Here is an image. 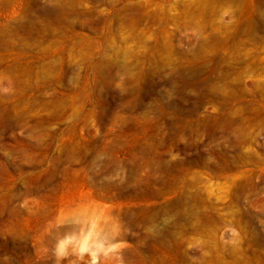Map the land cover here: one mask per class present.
Instances as JSON below:
<instances>
[{
    "label": "rangeland",
    "instance_id": "374dc122",
    "mask_svg": "<svg viewBox=\"0 0 264 264\" xmlns=\"http://www.w3.org/2000/svg\"><path fill=\"white\" fill-rule=\"evenodd\" d=\"M36 96L58 188L0 170V264H264V0H0V110Z\"/></svg>",
    "mask_w": 264,
    "mask_h": 264
},
{
    "label": "bare ground",
    "instance_id": "6f19581e",
    "mask_svg": "<svg viewBox=\"0 0 264 264\" xmlns=\"http://www.w3.org/2000/svg\"><path fill=\"white\" fill-rule=\"evenodd\" d=\"M121 69L126 70L127 74L132 77L133 73L131 74L128 68L123 67ZM27 94L30 95L31 93ZM30 98L31 97H28V105L22 106L20 109L16 108L14 105H9L5 109L0 110V170L4 171L6 175L12 176L13 173L12 175L10 174V168L17 171L23 169V164L12 159V155L23 160H28V163H35L33 165L38 168L36 172L22 175L24 189L27 193H38L44 196L47 192H53L58 188V169L62 161L59 155L48 156L46 154L47 147H45L44 144L50 133L47 127L41 123V118L30 116L29 112L35 105L36 102L34 99L37 98V96L32 100ZM17 130L25 134L23 138L20 139L24 147H16L17 149H15V151L10 152L7 135L13 134L16 138L14 133H16ZM17 139H19L18 136ZM69 151L70 150H67L68 158L71 157L70 153H72ZM36 153L39 155L40 159L33 161L32 155L34 156ZM166 154H169V152L167 151ZM67 163L68 167L78 164L76 160L70 158L67 159ZM44 165H46V168H41ZM176 166V163L172 164L169 159L162 157L158 162L152 164L150 169H153L154 172L158 171L173 175L176 174ZM137 169H139V166H137ZM132 172L134 173L135 169H133ZM12 190L17 191L16 189ZM10 195L13 194L11 193ZM108 237H110L109 233H104L101 239Z\"/></svg>",
    "mask_w": 264,
    "mask_h": 264
}]
</instances>
